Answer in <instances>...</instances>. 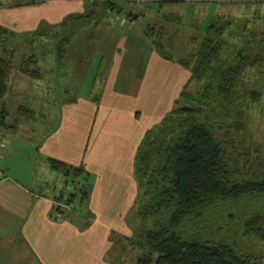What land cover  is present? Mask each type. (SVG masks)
I'll list each match as a JSON object with an SVG mask.
<instances>
[{
  "label": "trees",
  "instance_id": "obj_1",
  "mask_svg": "<svg viewBox=\"0 0 264 264\" xmlns=\"http://www.w3.org/2000/svg\"><path fill=\"white\" fill-rule=\"evenodd\" d=\"M96 2L105 10L115 9L109 0ZM97 13L68 16L55 31L45 23L25 33L0 26V100L13 72L44 81L48 46L55 56L52 62L58 63L71 37L98 25ZM154 45L161 57L189 70L186 87L195 83L198 88L189 93L185 87L175 107L145 132L133 161L138 195L128 222L132 234L117 235L115 241L123 249L138 251L135 264H259L209 231L211 213L219 205L232 207L233 202L264 197V155L257 145L252 151L243 140L250 105L259 103L264 91V14L242 19L216 15L186 59L173 60L158 40ZM2 110L1 125L6 118ZM44 161L61 181L62 189H52V210L73 221L74 213L88 203L92 176L82 165L49 157ZM239 220L244 236L264 242V207L255 206ZM88 225L89 219L83 227Z\"/></svg>",
  "mask_w": 264,
  "mask_h": 264
},
{
  "label": "crops",
  "instance_id": "obj_2",
  "mask_svg": "<svg viewBox=\"0 0 264 264\" xmlns=\"http://www.w3.org/2000/svg\"><path fill=\"white\" fill-rule=\"evenodd\" d=\"M99 5L96 0H21L0 4V26L15 33H25L45 23L55 31V26L66 17L97 11ZM103 10L106 15L102 19L108 14ZM124 11L134 16L132 19L127 17L126 25L133 19L138 20L132 11L125 9L122 13ZM124 23H120L119 30ZM119 30L113 29L111 46L114 53L107 59L104 79L102 73L104 81L93 86L97 87L98 94L94 96L95 90H91L86 96L77 94L61 99L58 125L36 148L38 159L45 165L44 158L49 157L72 166L82 165L92 176L87 205L74 213V222L62 219L52 210V189H59L60 185L51 187L48 180L35 182L34 187L28 186L10 179L0 170V264H110L106 258L112 244L110 234L131 235L128 222L138 195L133 177L137 147L145 132L175 107L191 74L157 53L154 36H150L152 33L145 34L152 40L153 51L150 50V55L144 59L139 44L127 39ZM74 57L68 62L81 63L76 64L75 73L65 70L71 65L61 68L65 61L61 58L58 63L52 62L51 70H45L43 83L51 85L60 94L79 93L86 65L82 66L83 54ZM87 58L89 63L92 59ZM165 68L172 71L173 82L167 94L155 99L149 89L154 88L158 82L156 78ZM121 71L125 72L123 77ZM94 72L95 67L90 75ZM13 73L10 87L12 79L21 75ZM194 84L190 83L186 91L190 92ZM96 98L98 103L94 102ZM2 109L6 112L5 107ZM53 177L60 180L57 174ZM69 216L73 217L72 214ZM88 219L89 225L84 228Z\"/></svg>",
  "mask_w": 264,
  "mask_h": 264
},
{
  "label": "rangeland",
  "instance_id": "obj_3",
  "mask_svg": "<svg viewBox=\"0 0 264 264\" xmlns=\"http://www.w3.org/2000/svg\"><path fill=\"white\" fill-rule=\"evenodd\" d=\"M18 1L21 0H0V4H14ZM158 1L160 0H109L115 6L114 12L106 10L108 14L102 19L106 13H103L104 10L99 5L97 10V14L100 15L97 23L98 27L87 29L80 34L78 33L75 38L71 37L69 39V42L64 45L63 58L65 61L61 68H64L65 65H71L70 69L66 67L65 70L75 73L76 64L81 65V63L68 61L71 58H75L74 56L79 58L81 54L84 55L82 66L86 65L85 72L83 76L78 73V76L83 77L79 93L73 91L68 92V94H60L51 85L44 84L43 81L28 79L22 75H16L12 79L11 87L9 84V92L0 100V111L2 107H5L7 112L4 124H0V144L3 145L2 149H0V170L4 175L33 187L35 182L48 180H50L51 187L61 184L59 179L53 177L56 174L38 159L36 148L47 137L49 132L58 125L61 117L59 107L63 104L62 101L60 102L61 99H69L77 94L86 96L91 90H95L93 92L94 96L98 94L97 87L94 88L93 86L94 83H103L107 72V59L114 53L113 46H111L114 41L113 29L118 31L120 23L123 24L127 17L131 19L134 17L133 15H128V12L124 11L122 13L123 10L132 11V14H135V17L138 18V20L133 19L132 22L127 23L128 25L124 23L120 30L125 33L127 39L139 44L142 50V57L145 59L150 55V50L153 51L152 40L147 37L152 33L150 36L152 37L153 35V39L161 42L163 51L167 55H171L173 60L186 59L195 52L198 43L205 35L206 26L216 15L221 14L242 19L252 18L255 12L264 14V3H257L255 0H185L184 2L159 3ZM120 8L121 10H119ZM111 12L112 14H110ZM107 25L110 27L107 28ZM61 33L59 35L60 38L64 36V33ZM192 38H195L194 42ZM92 45L96 48L94 49ZM48 47L50 50L48 52L49 55L43 65V69L46 68L45 70H51L53 67L52 59L55 57L52 54V46L49 45ZM87 56L89 58L92 56L90 58L92 60L89 59V63ZM98 65H100L99 68H97ZM168 65L172 66L169 63ZM94 67L95 74L91 76L90 73H92ZM124 73L121 71L122 77ZM159 74L156 78L158 82L154 88L149 89H152L149 92H151L152 96H155V99L163 97L164 93L167 94L173 82L171 70L161 69ZM12 75L14 76L15 73ZM65 76L67 77V74ZM73 78L75 79V75ZM249 82H254V80L250 79ZM197 88L196 84L192 85L189 93H194ZM263 124L264 91L260 102L250 105L248 118L245 123V137L243 138L246 141L244 142L246 146L252 147V151H255V145H258L264 154ZM236 138L239 143L242 135L238 134ZM254 156L255 154L253 153ZM252 161L255 162L254 160ZM261 198L262 200L247 198L237 203L233 202L232 207L219 205L211 213V225L213 224V226L208 231L211 232L209 235L217 240L235 244L238 254L251 255L258 259L259 264H264V242L258 241L252 236H244L242 225L239 222V219L245 216L246 213H250L252 209H255V206L264 207V197ZM231 212L234 218L229 220L226 216ZM115 236L117 234L113 233L109 236L110 242L112 241L106 255L109 263L135 264L138 251L129 249L127 246L123 249V245L117 244L115 241L117 238Z\"/></svg>",
  "mask_w": 264,
  "mask_h": 264
},
{
  "label": "built area",
  "instance_id": "obj_4",
  "mask_svg": "<svg viewBox=\"0 0 264 264\" xmlns=\"http://www.w3.org/2000/svg\"><path fill=\"white\" fill-rule=\"evenodd\" d=\"M3 145L0 144V149H2ZM59 189H62V188H59ZM71 188L70 187H67L66 190H70Z\"/></svg>",
  "mask_w": 264,
  "mask_h": 264
}]
</instances>
